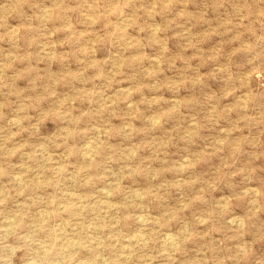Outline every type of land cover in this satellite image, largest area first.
<instances>
[{
    "label": "rangeland",
    "instance_id": "rangeland-1",
    "mask_svg": "<svg viewBox=\"0 0 264 264\" xmlns=\"http://www.w3.org/2000/svg\"><path fill=\"white\" fill-rule=\"evenodd\" d=\"M0 264H264V0H0Z\"/></svg>",
    "mask_w": 264,
    "mask_h": 264
},
{
    "label": "bare ground",
    "instance_id": "bare-ground-1",
    "mask_svg": "<svg viewBox=\"0 0 264 264\" xmlns=\"http://www.w3.org/2000/svg\"><path fill=\"white\" fill-rule=\"evenodd\" d=\"M89 147H91V146H89ZM87 151H88V150H87ZM170 236H171V235H170ZM171 237H172V236H171ZM167 238H168V237H167ZM169 240H170V239H169ZM171 242H172V240H171ZM171 242H170V243H171ZM172 244H173V243H172Z\"/></svg>",
    "mask_w": 264,
    "mask_h": 264
}]
</instances>
